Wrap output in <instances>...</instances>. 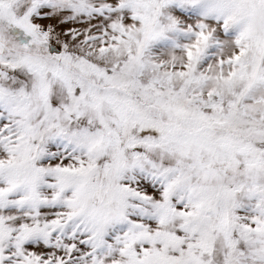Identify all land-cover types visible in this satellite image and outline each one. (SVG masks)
Masks as SVG:
<instances>
[{
  "label": "snow or ice",
  "instance_id": "obj_1",
  "mask_svg": "<svg viewBox=\"0 0 264 264\" xmlns=\"http://www.w3.org/2000/svg\"><path fill=\"white\" fill-rule=\"evenodd\" d=\"M175 2L0 0V264H264V0Z\"/></svg>",
  "mask_w": 264,
  "mask_h": 264
},
{
  "label": "rangeland",
  "instance_id": "obj_2",
  "mask_svg": "<svg viewBox=\"0 0 264 264\" xmlns=\"http://www.w3.org/2000/svg\"><path fill=\"white\" fill-rule=\"evenodd\" d=\"M164 16L172 15L178 18H187L188 21H195L201 17V8L199 6H192L189 4H183L180 0H176L175 3L170 4L163 9ZM183 26V25H182ZM189 37L184 33L170 32L166 37L158 40L151 46V52L161 57H166L170 51L179 52V48H174L175 44H183L188 41ZM215 49H210L209 52H213ZM211 56H209V59Z\"/></svg>",
  "mask_w": 264,
  "mask_h": 264
}]
</instances>
